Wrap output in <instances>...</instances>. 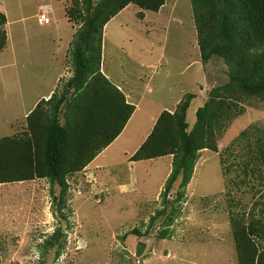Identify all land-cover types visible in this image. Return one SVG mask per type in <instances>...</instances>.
I'll return each mask as SVG.
<instances>
[{
    "label": "rangeland",
    "instance_id": "rangeland-1",
    "mask_svg": "<svg viewBox=\"0 0 264 264\" xmlns=\"http://www.w3.org/2000/svg\"><path fill=\"white\" fill-rule=\"evenodd\" d=\"M164 1L157 12L129 3L102 29V73L124 90L119 88L126 102H139L126 130L95 162L67 179L65 190L47 178L0 184V264H238L229 215L264 196V180L259 184L248 172L251 183L241 184L235 164L244 160L236 155L245 146L231 143L246 127L264 129L263 100L238 102V114L218 136L217 151L200 150L182 197H175L180 176L165 197L169 205L163 190L172 156L131 160L132 150L165 110L157 113L160 104L172 108L184 94L198 95L187 110L191 126L195 109L229 78L221 58L202 64L190 0ZM0 2L11 19L0 52L2 137L25 130V111L54 86L60 63L58 94L73 76L72 52L81 23L68 21L62 7L55 28L40 26L32 16V1ZM81 2L78 7L85 13ZM64 3L73 9L70 0ZM61 40L63 55L53 54ZM76 93L67 90L58 124H65ZM56 229L61 233L50 240ZM139 242L145 248L136 256Z\"/></svg>",
    "mask_w": 264,
    "mask_h": 264
},
{
    "label": "trees",
    "instance_id": "trees-1",
    "mask_svg": "<svg viewBox=\"0 0 264 264\" xmlns=\"http://www.w3.org/2000/svg\"><path fill=\"white\" fill-rule=\"evenodd\" d=\"M70 1L73 9L66 6L65 15L68 21L81 23L72 52L74 74L62 85L60 94L56 88L48 99L37 102L25 117V130L0 137V184L47 178L65 190L66 180L89 165L120 135L134 111V105L126 102L123 92L101 71L102 29L129 3L157 12L165 1L100 0L96 5L92 0ZM80 2L85 13L78 7ZM190 2L202 64L221 58L229 78L214 86L209 97L195 109L192 126L186 117L193 93L184 94L173 112L162 111L131 156L134 161L172 156L171 171L164 182V199L179 176L175 197H182L198 153L202 149L217 151L218 136L238 114L239 101H264V0ZM5 24V14L0 11V52L6 46ZM69 88L77 93L72 94V107L65 124L60 125L57 117ZM251 126L240 131L231 145L242 142L245 146L236 155H243L244 160L235 164L241 173L238 177L242 176L241 184L251 183L248 172L262 184L264 129ZM250 186L254 188L253 184ZM229 222L237 263L264 264V196L250 206L244 204L238 212L232 211ZM60 233L56 229L50 240Z\"/></svg>",
    "mask_w": 264,
    "mask_h": 264
},
{
    "label": "crops",
    "instance_id": "crops-1",
    "mask_svg": "<svg viewBox=\"0 0 264 264\" xmlns=\"http://www.w3.org/2000/svg\"><path fill=\"white\" fill-rule=\"evenodd\" d=\"M28 1H32V3L33 4H35L36 5V8H34L33 10H34V14L32 15L34 18H36V22L38 23V21H37V16H38V14L42 11V12H44L49 18H50V22L49 23H47V24H40V23H38V25H40V26H45V25H47V26H50L51 24H53V27L55 28L56 27V25H58V18H57V20H55V15H56V13L57 14H59L60 12H61V10H62V7H63V9H64V11H63V14L65 15V0H28ZM43 2H48L47 4H45V3H43ZM3 3L2 2H0V11H2V13H4L5 14V17H6V21L9 19L8 18V16H7V11H5V8H3ZM22 8H23V6L21 7L20 5L18 6V8H17V10L19 11V14H20V16H19V19H22L23 20V11H21L22 10ZM120 14V13H119ZM53 15V16H52ZM65 17H66V15H65ZM67 18V17H66ZM9 20H11V19H9ZM54 22H55V24H54ZM61 39V38H60ZM59 39V40H60ZM62 40H61V42H60V44H57L56 45V47H55V50H54V52H53V54H56L57 52H59L60 53V55H63V54H61V50H62ZM61 67V68H60ZM60 67H59V69L57 70V74L54 76V79H53V81H54V86L53 87H50V89H49V91L47 92V93H42V94H45V96H41L43 99H48L51 95H52V93L55 91V88H56V84H57V80H59V77H61L62 75H61V72H63L62 70H63V66H61V63H60ZM118 88H120L122 91H124L121 87H119L118 86ZM126 90V89H125ZM192 93V92H191ZM194 95H195V93H193ZM41 97H38V98H36L35 99V101L33 102V104H31V106L29 107V109L28 110H26L25 111V113H24V115L23 116H25L26 117V115L35 107V105L37 104V102L41 99ZM198 97V95H195L193 98H192V100H195L196 98ZM126 98L128 99V97H127V93H126ZM135 99V98H134ZM192 102V101H191ZM129 103H131V104H133L134 105V111H133V113L131 114V116H130V118H129V120L127 121V123H126V125H125V127H124V129H123V131L124 130H126V128H127V126H128V124L131 122V120L134 118V116H135V113L137 112V109H138V104H139V102L138 101H135L134 100V102H129ZM175 107H176V104L172 107V108H170V107H166V106H164V105H159V108H158V110H157V113H159V111H161L162 109H165V110H168L169 112H173V110L175 109ZM190 107V106H189ZM189 109V108H188ZM187 109V110H188ZM194 123V122H193ZM192 126V125H191ZM150 128V127H149ZM152 128V127H151ZM3 136H5V135H3ZM114 142V141H113ZM112 142V143H113ZM137 140H136V142H135V145H138L137 144ZM137 149V147L134 149V150H132V153L135 151ZM97 158V157H96ZM96 158L92 161V162H95V160H96ZM140 161V160H139ZM91 162V163H92ZM90 163V164H91ZM139 163H142V161H140ZM192 179V178H191ZM145 194V193H144Z\"/></svg>",
    "mask_w": 264,
    "mask_h": 264
},
{
    "label": "built area",
    "instance_id": "built-area-1",
    "mask_svg": "<svg viewBox=\"0 0 264 264\" xmlns=\"http://www.w3.org/2000/svg\"><path fill=\"white\" fill-rule=\"evenodd\" d=\"M49 20H50V18L44 12H41L38 14V17H37L38 23L47 24V23H49Z\"/></svg>",
    "mask_w": 264,
    "mask_h": 264
},
{
    "label": "water",
    "instance_id": "water-1",
    "mask_svg": "<svg viewBox=\"0 0 264 264\" xmlns=\"http://www.w3.org/2000/svg\"><path fill=\"white\" fill-rule=\"evenodd\" d=\"M145 248L144 242H139L135 248V255L140 256Z\"/></svg>",
    "mask_w": 264,
    "mask_h": 264
},
{
    "label": "clouds",
    "instance_id": "clouds-1",
    "mask_svg": "<svg viewBox=\"0 0 264 264\" xmlns=\"http://www.w3.org/2000/svg\"><path fill=\"white\" fill-rule=\"evenodd\" d=\"M41 12H42V11H41ZM41 12H40V13H41ZM37 17H38V16H37ZM128 103H129V102H128ZM130 104H131V103H130Z\"/></svg>",
    "mask_w": 264,
    "mask_h": 264
}]
</instances>
